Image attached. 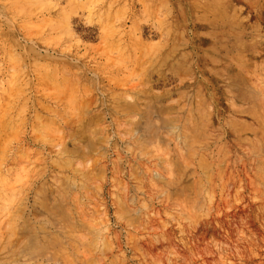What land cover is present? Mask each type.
I'll list each match as a JSON object with an SVG mask.
<instances>
[{
  "label": "rangeland",
  "instance_id": "1",
  "mask_svg": "<svg viewBox=\"0 0 264 264\" xmlns=\"http://www.w3.org/2000/svg\"><path fill=\"white\" fill-rule=\"evenodd\" d=\"M0 264H264V0H0Z\"/></svg>",
  "mask_w": 264,
  "mask_h": 264
}]
</instances>
